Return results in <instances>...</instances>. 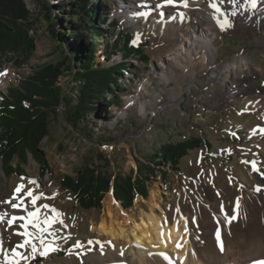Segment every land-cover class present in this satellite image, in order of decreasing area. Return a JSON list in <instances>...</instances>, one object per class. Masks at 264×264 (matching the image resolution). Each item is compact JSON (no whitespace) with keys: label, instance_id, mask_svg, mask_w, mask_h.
I'll return each mask as SVG.
<instances>
[{"label":"rangeland","instance_id":"1","mask_svg":"<svg viewBox=\"0 0 264 264\" xmlns=\"http://www.w3.org/2000/svg\"><path fill=\"white\" fill-rule=\"evenodd\" d=\"M25 1L32 13L34 26L31 35L35 39V46L25 57L19 54L0 59V101L3 98L1 94H6L9 87L18 86L20 81L33 75L38 68L61 63L65 57L61 47L49 35L48 24L39 3L36 0ZM61 1L68 3V0ZM101 1L110 8L107 24L116 22L118 25L115 30L108 25L103 26L107 30L105 39L113 43L115 38L112 34L121 31L130 33L136 45H143L149 61L132 60L131 70H134V74H125L120 80L123 88H117V95H121L123 104L121 107H113L108 118L93 116L89 121L86 120L87 125L81 123L75 128L67 122L64 106L49 112V133L40 144V150L51 169L46 175L41 173V165L30 155L28 163L22 167V175L7 176L0 156V213H9L11 205L5 202L11 200L16 187L23 184L25 191L31 189L38 196L45 194L36 207L43 208L49 202L54 206L49 209H55V212L47 209L46 213L40 215L41 221L45 217H56L57 213L58 219L63 221V224L52 226L57 236L56 243L34 258L20 261V264H94L89 260L91 255H108L107 252H102L103 246L107 251L111 250L104 237L92 232L91 224L92 221L97 223L101 219L105 208L104 199L109 192H114L113 185L104 195L101 209L83 210L73 194L64 188L66 176L76 177L84 168L93 167L110 177H125L132 173L135 178L139 166L149 164L151 159L155 160L163 145L193 139L204 140L209 143V147L202 145L189 151L180 163L179 174L170 165H152L156 172L147 181L148 197L137 195L133 206L128 209L115 197L116 202L127 214H139L140 210H135L136 202L148 210L151 190L158 189L169 220L174 222L179 211L189 220L191 238L197 247L203 246V242L206 244L211 238L218 243L217 231L223 233V237H220L222 244L229 238L230 247L240 238L251 241V234L257 228H263L264 224V81H250L253 78L251 73L257 67L264 68L263 18L255 22L236 18L238 15L231 17L232 11H236L239 16L243 15V1L237 0L233 5L231 0H216L217 6L228 14L231 25L224 23L221 18L223 23L218 26L219 37L216 39V44L220 47L216 63L211 66L198 63L194 83L189 71L179 70L184 79L178 77L177 85H190L183 89V95L176 102L169 97L167 91L161 94L155 64L179 46L180 29L168 37L150 27L152 18H149V23L141 20L139 25L123 22V9L129 2L146 1L147 6L154 9L157 4L164 3V0ZM209 10L213 15H219L212 9ZM256 11L260 12L257 8L254 12ZM104 51L103 45L96 54L97 63L110 66L121 61L122 55L118 52L106 62ZM236 56L246 59L251 68L250 78L240 85H237L236 80L244 75L242 72L246 68L242 65L229 66ZM72 68L75 70V67ZM71 73L64 67V75L58 83L69 99L78 95ZM3 78L5 81H2ZM147 80L151 82L150 91L160 93V98L148 106L147 114L144 115L134 97ZM113 97L114 95L109 94V99ZM76 103L75 99L73 105ZM103 107L104 103L101 109ZM119 112H125L126 115L120 118ZM60 161L64 162L63 167ZM252 163L257 166L256 175L251 174ZM163 171L169 173L167 178L163 177ZM257 187L261 190L256 191ZM55 194L58 196L55 197ZM20 195L24 197L23 192ZM240 196L242 205L250 214H255L257 223L250 221L248 224V220L238 216L230 224L226 219L221 220V227L213 231L215 218L223 213L222 202L232 204V207L227 206L228 214L232 215L231 209ZM142 199L144 201L140 202ZM24 203L27 209L23 213L27 217V213L36 208L30 203V198L24 197ZM27 223L28 232L35 230L27 219L20 224L7 223L8 225L0 227V248L5 247L10 254L13 248L23 243L24 236L17 233H24L25 229L20 225ZM45 239L51 238L45 234ZM21 253L30 255L23 251ZM3 261L4 258L0 257V264Z\"/></svg>","mask_w":264,"mask_h":264},{"label":"trees","instance_id":"2","mask_svg":"<svg viewBox=\"0 0 264 264\" xmlns=\"http://www.w3.org/2000/svg\"><path fill=\"white\" fill-rule=\"evenodd\" d=\"M36 1L48 24L50 37L58 43L65 57L61 63L38 68L18 86H11L6 94H1L0 156L7 176L22 175V167L28 163L30 155L41 165L43 175L49 173L51 169L40 150L42 140L49 133V112L64 106L66 120L75 128L81 123L87 125L93 116L108 118L113 107L123 104L117 88H123L120 80L125 74H134L132 60L149 61L143 45H136L132 34L124 31L112 34L113 43L105 39L107 30L103 26L115 30L118 25L116 22L107 24L110 8L103 1L68 0L67 4L61 0ZM33 26L32 13L25 0H0V59L19 54L25 57L31 53L35 46L31 35ZM103 45L106 62L118 52L122 55L121 61L110 66L97 63L96 54ZM64 67L72 72L77 86L78 95L71 99L58 86ZM109 94L114 95L113 99H109ZM75 99L77 103L73 105ZM103 103L105 107L101 109ZM202 145L209 147L208 142L200 139L165 144L155 160L148 161L150 165L139 166L135 178L132 173L110 177L86 167L76 177L66 176L63 186L83 210H92L102 208L104 195L113 185L116 199L128 209L137 195L148 197L147 181L156 172L152 165H170L179 174L182 159ZM168 174L163 171V177L167 178Z\"/></svg>","mask_w":264,"mask_h":264},{"label":"bare ground","instance_id":"3","mask_svg":"<svg viewBox=\"0 0 264 264\" xmlns=\"http://www.w3.org/2000/svg\"><path fill=\"white\" fill-rule=\"evenodd\" d=\"M212 2H208L207 0H186L187 7H173L168 5L166 0H164V3L157 4L154 9L147 6L146 1H143V3L129 2L128 6L123 9V22L125 24L139 25L141 20L149 23V18H152V22L149 23L150 27L168 37L171 34L174 35L180 29L179 46L159 59L157 65L155 64V74L159 79L161 94L167 91L173 101L177 102L183 89L190 85L184 83L183 85H180V83L177 85L178 77L183 78L180 76V69L181 71H189L192 74L194 83L198 72L196 70L198 63L208 66L216 63L220 50V47L216 44V39L219 37V27L215 19L216 16L209 10L212 9L209 7V4ZM261 7L258 9L260 12L263 11V16L260 12H245L243 9L241 13L243 15L239 16L238 14L236 18L255 22L263 18L264 21V7L262 5ZM180 13H183L184 16L182 21ZM221 23L223 22L220 21ZM240 65L246 68V70L242 72L244 73L243 76L237 78V85L242 84L247 78H250L249 72H251L247 60L242 57H234L232 63L229 64V66ZM229 66L228 68H230ZM251 74L253 78L250 81L253 79L259 82L264 81V68L257 67ZM2 81H5L4 78ZM150 87L151 82L147 80L144 87L134 97L135 101L139 102L141 113L144 115L147 114L148 106L160 98V93L151 92ZM260 87L262 86L260 85ZM118 115L121 118L126 114L125 112H119ZM132 164L135 165L134 162ZM60 165L63 167L64 162L60 161ZM1 166L0 164V174L2 172ZM251 174L256 175V172L252 170ZM54 190L58 191L57 189ZM34 195L37 194L34 193ZM230 195H228L229 200ZM54 196L56 197L58 194ZM41 197H45V194H42ZM241 197L239 198V211L237 215L244 218L245 221L248 220V224L250 221L257 223V219L254 217L255 214H250V211L242 205ZM142 201L144 199L140 200V202ZM162 201L160 190L152 189L149 199V209H144L141 203L136 202L135 210H140V213L127 214L116 202L114 193L112 191L109 192L104 199V213L99 222L92 221L91 230L98 236L104 237L109 242L111 250L107 251V248L103 246L102 252H107L108 255L104 253L99 255L93 254L89 260L94 264H253L255 260L264 259V224L262 225L263 228L260 226L263 232L257 228L251 234V241L240 238L236 244L230 247L228 245L230 241L227 238L226 243L224 241L221 248L220 244L211 238L208 240L210 242L207 241L206 244L203 242V246L197 247L191 238L189 220L179 211L175 221L171 222L162 206ZM18 202V199L12 200V203ZM222 204L221 210L223 208L225 211H227V206L232 205H229V203L225 204L224 202ZM47 205L49 208H54L50 202ZM26 209V203H24L23 210L14 209L11 206L10 211L8 210L9 213L7 212L4 220L0 222V227L6 225L14 215L24 216L23 212ZM233 209H231L232 212ZM46 212L47 209L40 208V215ZM225 219L224 212L215 218L213 231H216L219 226L221 227V220L225 221ZM20 222V220H17L12 224H20ZM41 226L44 227L43 224ZM29 232L36 233V229H32ZM260 232H262V235ZM18 233H22V231H18ZM220 234V237H223L222 231H220ZM24 238L26 237L24 236ZM33 242L39 247L38 240H34ZM177 245H180V247L178 248ZM1 248L7 251L5 247ZM19 251L30 254V248L28 247L19 249ZM0 257L5 259L3 255H0ZM10 258L12 257L9 254Z\"/></svg>","mask_w":264,"mask_h":264},{"label":"snow or ice","instance_id":"4","mask_svg":"<svg viewBox=\"0 0 264 264\" xmlns=\"http://www.w3.org/2000/svg\"><path fill=\"white\" fill-rule=\"evenodd\" d=\"M233 5L237 3V0H231ZM166 3L168 5H171L173 7H187L186 0H166ZM209 7L213 9V11L217 14L218 16L215 17L217 21V25H220V20L221 18L224 19V23H227L231 25V20L228 18V14L224 13L220 7L217 6V3L215 0H213L212 3L209 4ZM243 7L244 11H252L254 12L255 9L257 8V0H243ZM181 17V21L183 20L184 16L183 13L179 14ZM231 17H235L238 15L236 11L231 12ZM226 30V29H223ZM252 169L255 171L257 169V166L255 163L251 164ZM35 183V182H32ZM261 189L257 187L256 191H260ZM24 193V197L30 198V203L33 205V207L36 208L35 211L28 212V216L25 217L23 215L21 216H12L11 219L8 221L9 225L14 223L17 220L24 221L28 219L31 223V227L36 229V233L28 232L27 228L29 227L28 224H21L20 227L25 229L24 233H17L18 235H23L26 238L24 239L23 243L18 244L15 248L11 250V257L12 259H9V253L3 248H0V255H3L5 257L3 264H20V261L26 260L29 258H34L36 255L43 253L45 249H50L52 245H54L57 241V236L54 230H52V226L54 224H63V221L58 219L59 214L57 213L56 217L53 218H47L45 217L42 221L40 220V208L36 207L37 202L41 199V196L34 195L33 191L31 189H28L25 191L24 185L21 184L16 187L14 190V195L12 197V200H19L18 203H12V200L6 201L5 203L10 204L14 209H22L24 206V197H21V193ZM45 209H48L49 206L47 204H44L42 206ZM52 212H55V209H49ZM238 211H239V201H236V205L233 209L232 215H229L227 211H225L222 208V212H224L225 218L227 222L230 224L233 220L238 219ZM7 215V213H0V222L4 220V217ZM41 224L44 225V227H41ZM178 227V226H177ZM38 233V235H37ZM45 234H47L48 237L51 239H45ZM217 241L220 244L222 248V241L220 239V232L217 231L216 233ZM34 240L39 241V247L37 246L36 243H34ZM30 248V255H25L19 251V249H24V248ZM179 248L180 245H177ZM253 264H264V259L261 260H255L253 261Z\"/></svg>","mask_w":264,"mask_h":264}]
</instances>
